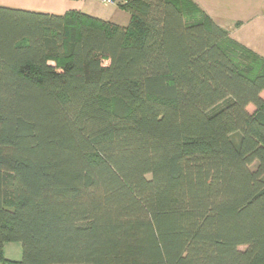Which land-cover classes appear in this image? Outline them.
<instances>
[{
    "label": "trees",
    "instance_id": "1",
    "mask_svg": "<svg viewBox=\"0 0 264 264\" xmlns=\"http://www.w3.org/2000/svg\"><path fill=\"white\" fill-rule=\"evenodd\" d=\"M115 1L0 5V264H264V58L190 0Z\"/></svg>",
    "mask_w": 264,
    "mask_h": 264
},
{
    "label": "crops",
    "instance_id": "2",
    "mask_svg": "<svg viewBox=\"0 0 264 264\" xmlns=\"http://www.w3.org/2000/svg\"><path fill=\"white\" fill-rule=\"evenodd\" d=\"M218 26L228 31L229 37L264 58V0H190ZM1 6L32 11L62 14L78 9L88 15L119 25H127L129 13L119 6L99 0H0ZM4 257L21 258L19 243H6Z\"/></svg>",
    "mask_w": 264,
    "mask_h": 264
},
{
    "label": "built area",
    "instance_id": "3",
    "mask_svg": "<svg viewBox=\"0 0 264 264\" xmlns=\"http://www.w3.org/2000/svg\"><path fill=\"white\" fill-rule=\"evenodd\" d=\"M102 3L109 4V5H115L116 1L115 0H99Z\"/></svg>",
    "mask_w": 264,
    "mask_h": 264
},
{
    "label": "rangeland",
    "instance_id": "4",
    "mask_svg": "<svg viewBox=\"0 0 264 264\" xmlns=\"http://www.w3.org/2000/svg\"><path fill=\"white\" fill-rule=\"evenodd\" d=\"M261 95L264 97V93H262ZM253 110H254L253 106H251V105L247 106V111L248 112H252Z\"/></svg>",
    "mask_w": 264,
    "mask_h": 264
}]
</instances>
